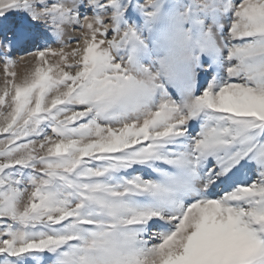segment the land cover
Segmentation results:
<instances>
[{"label":"snow or ice","instance_id":"obj_1","mask_svg":"<svg viewBox=\"0 0 264 264\" xmlns=\"http://www.w3.org/2000/svg\"><path fill=\"white\" fill-rule=\"evenodd\" d=\"M0 35V264H264V0H0Z\"/></svg>","mask_w":264,"mask_h":264},{"label":"rangeland","instance_id":"obj_2","mask_svg":"<svg viewBox=\"0 0 264 264\" xmlns=\"http://www.w3.org/2000/svg\"><path fill=\"white\" fill-rule=\"evenodd\" d=\"M15 20L10 19V21L5 22V23H14ZM0 38H2V35H0ZM58 45H53V47H56ZM27 47H31V45L29 44ZM13 57L17 60H22V59H27V57L24 56L23 52L20 50H14L13 51ZM25 69V65L23 63H17L14 71L17 72L18 74V78L19 76H21L24 72ZM3 79H4V65H3V61L0 60V86H2L3 84ZM51 134V133H50Z\"/></svg>","mask_w":264,"mask_h":264}]
</instances>
